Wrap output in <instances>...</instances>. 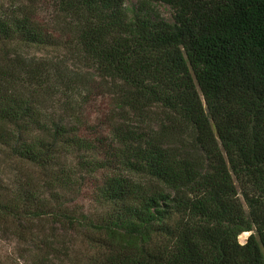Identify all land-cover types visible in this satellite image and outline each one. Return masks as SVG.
<instances>
[{"label": "trees", "instance_id": "trees-1", "mask_svg": "<svg viewBox=\"0 0 264 264\" xmlns=\"http://www.w3.org/2000/svg\"><path fill=\"white\" fill-rule=\"evenodd\" d=\"M8 1L0 243L13 247L0 264H264V0H138L132 17L127 0H53L47 20L31 0ZM30 47H62L87 72ZM92 84L120 90L139 117L164 116L114 127L108 145L84 134L76 104L44 106L61 88L87 103ZM86 179L106 213L72 206Z\"/></svg>", "mask_w": 264, "mask_h": 264}, {"label": "rangeland", "instance_id": "rangeland-1", "mask_svg": "<svg viewBox=\"0 0 264 264\" xmlns=\"http://www.w3.org/2000/svg\"><path fill=\"white\" fill-rule=\"evenodd\" d=\"M29 1L30 0L25 1V4ZM137 2L138 0H127L125 3L127 13L131 17L137 13ZM2 3L5 8L9 5L8 0H0V4ZM29 3L32 4L35 9H39V17L42 18V20L48 19L50 14L47 12L53 7V0H31ZM151 9L162 19L168 22H173L174 12L169 6L153 4V8ZM23 54L24 56L36 58L39 62L44 64L48 65L49 63L51 66L53 65V67L56 63H59L61 69L68 73L81 74V76H84L87 72L85 67L62 47H30L25 48ZM89 91H91L92 94L88 98L87 103H84L83 97L86 96V91H80L77 89L74 91H68L65 90V88L57 89L55 91L48 89V95L44 97L43 103L44 106L53 109L55 107L62 109L66 104H76V109L79 112V117L83 124L81 129L84 130V134L92 140L96 138H101L102 141L107 140L108 145L112 143V137H110V135L113 136L114 132L112 130L114 127L127 124L130 125L131 128L142 129L146 126L153 125V122L164 116L163 111L157 108L151 109L146 117L144 115L139 117L138 115L133 114L124 106V104H128V99L124 94H121L120 90L114 88V86H109L107 89H100L97 88L96 84H92ZM77 103L79 105H77ZM79 106L81 107L79 108ZM150 119H153V121L149 122L148 120ZM102 174L103 173H101V175ZM98 181V179H93L89 182V180L86 179L82 193L74 199L72 197L73 201L71 204L76 211L86 213L91 212L96 213L97 215L107 212L109 206L106 200L102 198L100 191L97 189L100 188ZM250 234L251 233H245L241 235L239 237V242L245 244ZM12 247L13 245H10L9 243H0V251H2V254L9 253Z\"/></svg>", "mask_w": 264, "mask_h": 264}, {"label": "water", "instance_id": "water-1", "mask_svg": "<svg viewBox=\"0 0 264 264\" xmlns=\"http://www.w3.org/2000/svg\"><path fill=\"white\" fill-rule=\"evenodd\" d=\"M250 235H251V234H250ZM250 235H249V236H250Z\"/></svg>", "mask_w": 264, "mask_h": 264}]
</instances>
